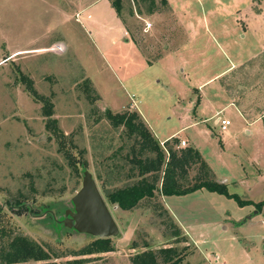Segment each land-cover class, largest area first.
<instances>
[{"label":"rangeland","instance_id":"1","mask_svg":"<svg viewBox=\"0 0 264 264\" xmlns=\"http://www.w3.org/2000/svg\"><path fill=\"white\" fill-rule=\"evenodd\" d=\"M111 1L0 0V245L21 236L48 253L21 264H131L137 253L171 246L179 264H264V212L253 215L254 206L207 191L169 197L175 219L159 193L132 211L110 205L108 192L138 180L130 160L153 154L139 156L133 137L104 114L135 112L165 152L194 148L229 194L264 201V119L242 125L230 111L221 133L207 112L227 99L200 100L193 89L227 69V56L237 65L207 91L237 92L250 123L262 113L264 0H121L120 17ZM176 134V145L159 141ZM85 172L118 228L109 253L77 256L97 239L73 219ZM207 179L197 163L181 183Z\"/></svg>","mask_w":264,"mask_h":264},{"label":"trees","instance_id":"2","mask_svg":"<svg viewBox=\"0 0 264 264\" xmlns=\"http://www.w3.org/2000/svg\"><path fill=\"white\" fill-rule=\"evenodd\" d=\"M161 2L163 5L167 4L165 0ZM111 7L116 15L120 17L121 0H112ZM30 92L33 93L32 90ZM47 103L51 105L48 101ZM44 114L49 118L51 110L47 109ZM104 114L114 128L123 127L127 131V135L133 137L135 144L138 146L137 154L139 156L153 154L152 157L146 156L143 159L134 156L130 160V163L138 170V180L123 188L108 192L106 198L110 205L127 212L136 209L144 199H154L156 193L163 197H171L185 196L196 191H207L234 200L240 208L254 206L257 213L264 212V201L252 203L251 201L241 200L235 194H229L225 186L220 185L213 179V174L196 149L174 150L167 145L165 152L135 112L112 114L109 110H106ZM172 140L175 145L179 143L177 138H172ZM197 163L207 170V175L209 174L211 179L202 180L185 187L182 185L181 180L187 175L189 167ZM159 174H161L160 177ZM158 182L160 183L159 187L157 186ZM113 249L110 238L96 239L84 247L77 256L109 253ZM48 259V253L38 244L25 237L18 236L7 244L0 245V264H21L28 261L41 262ZM181 259V254L174 246H171L160 248L156 252L147 249L137 253L132 257L131 264H179ZM83 261L85 259L76 260L77 263Z\"/></svg>","mask_w":264,"mask_h":264},{"label":"crops","instance_id":"3","mask_svg":"<svg viewBox=\"0 0 264 264\" xmlns=\"http://www.w3.org/2000/svg\"><path fill=\"white\" fill-rule=\"evenodd\" d=\"M168 1V0H167ZM168 3H169V1H168ZM129 41V40H128ZM128 41H126V42H128ZM186 44H187V41H185L183 44H181V45H179L174 51H181L182 49H184L185 47H186ZM173 51V52H174ZM262 51H263V53H264V47L262 48ZM215 58H217V57H214L213 59H212V63H214V64H218V66H220L221 64H222V62H220L218 59H216V61H215ZM225 62L224 63H226L227 61H229V63H230V66L227 68V69H224L223 71H220V72H215V73H213L211 76H209L208 78H205L204 80H203V82L202 83H200L198 86H197V88H193L194 90H195V93L198 95L197 97L201 100V99H206V100H210V101H212V100H216V99H218V98H220V99H222V98H225V99H227V105H225V106H221V107H215V106H213V108L210 110H208V114L209 113H211V112H214L211 116H210V119L213 121V124H214V126H215V120H216V118H223V119H226V120H229V117L228 116H230L231 114V112L230 111H232L233 112V117H236L235 119L237 120V121H239L242 125L244 124V125H246V124H254V123H257V122H260V120L262 119V121H263V119H264V110L262 111V113L260 112L258 115H256V116H253V115H251V116H253V118H254V120L250 123V118L251 117H248V114H251V112H250V108H248V107H245L244 109H242L241 107H239V104H238V100L242 97V96H240L237 92L236 93H234V92H232L231 94L229 93V92H226V91H224L223 89H221L220 87H213V88H211L210 90H208L207 91V87L208 86H210V85H212L213 86V84H214V82L216 81V79L218 78V77H220L223 73H225V72H227V71H229L231 68H233L234 66H236L237 65V63H233L232 61H231V59L230 58H228L227 56H225ZM184 63V65L186 66V70L189 72V73H195V70H193L194 69V63H187V62H183ZM211 63V62H210ZM211 63V64H212ZM227 64H228V62H227ZM239 64V63H238ZM206 66V65H205ZM231 82H235V79L233 78L232 79V81ZM200 94V95H199ZM191 104V103H190ZM188 105V104H187ZM229 108H232L233 110H229ZM203 113H205V111H202L201 112V114H203ZM142 115V114H141ZM194 116H195V118H196V120H194V122H196L197 121V119H199V120H202V121H206L207 120V118L206 117H204L203 118V116H201V115H196V114H194ZM143 117V116H142ZM232 118V117H231ZM144 119V118H143ZM144 121H145V119H144ZM230 121V120H229ZM146 122V121H145ZM146 124H147V122H146ZM240 124V125H241ZM148 126H149V124H147ZM216 127V126H215ZM151 129V128H150ZM228 130V129H227ZM226 132V131H225ZM222 133V132H221ZM224 133V132H223ZM179 135L178 134H176V135H172L171 137H168V138H166V139H164V140H159V141H161V142H165V141H168V140H170L171 138H175V137H178ZM196 192H199V191H196ZM201 192V191H200ZM212 194V193H211ZM169 197H163L162 196V201H163V203H164V206H165V208L167 209V211H169V213L171 214V216L174 218V215H173V213H171L170 212V210L168 209V205H167V199H168ZM260 213H257L256 211H255V213L253 214V215H259ZM253 215H250L251 216V218L253 217ZM250 216L249 217H247V218H245L246 220L245 221H242L241 223L242 224H244L245 222H247V221H249L250 220ZM175 219V218H174ZM263 220H264V217L262 218ZM186 233V232H185ZM187 235V234H186ZM188 236V235H187Z\"/></svg>","mask_w":264,"mask_h":264},{"label":"water","instance_id":"4","mask_svg":"<svg viewBox=\"0 0 264 264\" xmlns=\"http://www.w3.org/2000/svg\"><path fill=\"white\" fill-rule=\"evenodd\" d=\"M219 184L223 182L217 181ZM75 227L97 239H106L118 234L117 225L104 201L95 180L84 173L81 188L73 197Z\"/></svg>","mask_w":264,"mask_h":264},{"label":"built area","instance_id":"5","mask_svg":"<svg viewBox=\"0 0 264 264\" xmlns=\"http://www.w3.org/2000/svg\"><path fill=\"white\" fill-rule=\"evenodd\" d=\"M146 26L149 27V24H146ZM215 126L219 129V131L225 132V131H227L228 127L230 126V121L226 120V119H223V118H216ZM179 146L180 147H185L186 146V142L185 141H181Z\"/></svg>","mask_w":264,"mask_h":264}]
</instances>
